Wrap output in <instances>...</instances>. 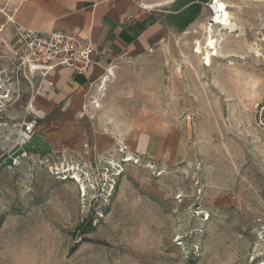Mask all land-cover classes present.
<instances>
[{"label": "rangeland", "instance_id": "obj_1", "mask_svg": "<svg viewBox=\"0 0 264 264\" xmlns=\"http://www.w3.org/2000/svg\"><path fill=\"white\" fill-rule=\"evenodd\" d=\"M225 1L240 29L218 32L210 65L193 51L210 12L194 3L175 23L194 25L108 72L32 150L36 133L15 142L36 78L9 76L10 32L0 264H264V0Z\"/></svg>", "mask_w": 264, "mask_h": 264}, {"label": "crops", "instance_id": "obj_2", "mask_svg": "<svg viewBox=\"0 0 264 264\" xmlns=\"http://www.w3.org/2000/svg\"><path fill=\"white\" fill-rule=\"evenodd\" d=\"M3 0H0L2 3ZM197 0H27L10 4L15 18L24 26L47 33L62 31L92 43L93 66L88 74L67 66H56L36 78L30 104L35 118L34 133L39 139L61 115L80 113L87 95L108 72L126 60L144 57L158 49L169 32L194 25L175 24L178 15ZM0 16V21H1ZM186 27V28H185ZM11 27L0 30V49L10 44ZM104 76V77H103ZM23 117V118H24Z\"/></svg>", "mask_w": 264, "mask_h": 264}, {"label": "built area", "instance_id": "obj_3", "mask_svg": "<svg viewBox=\"0 0 264 264\" xmlns=\"http://www.w3.org/2000/svg\"><path fill=\"white\" fill-rule=\"evenodd\" d=\"M26 1L3 0L0 3V16L2 18L0 30H5L10 26L13 33L14 50L7 59L10 67L8 69L10 71L9 76L13 73H20L25 80L32 84L33 78L44 77L56 66H67L77 73L88 74L94 64L92 43L62 31L51 30L47 33H40L38 30L24 26L15 18L14 12L10 9V4L20 5ZM217 1L220 0H197L210 12V19L206 25H211L214 22L211 15H215L214 5ZM196 46H198L197 42L193 48L194 52ZM258 51L264 63V46L260 47ZM1 76L0 71V79ZM5 96L8 95L4 94L1 97L6 98ZM31 100L32 95L28 101L26 115L31 114ZM254 123L264 135V101L258 103L254 109ZM36 124L35 118L28 120L24 117L19 124L15 145L21 147L28 143L34 134Z\"/></svg>", "mask_w": 264, "mask_h": 264}, {"label": "bare ground", "instance_id": "obj_4", "mask_svg": "<svg viewBox=\"0 0 264 264\" xmlns=\"http://www.w3.org/2000/svg\"><path fill=\"white\" fill-rule=\"evenodd\" d=\"M231 7H233V5H229L225 0L217 1V3H215L214 5L215 15L214 14L211 15L214 21L213 24L203 26V30L205 33L204 40L202 42L203 46L198 44V46H196L195 52L198 54H202L203 62H205L206 65L211 64L212 54L218 52V45H217L218 32L227 31L231 33V32H236L240 29L238 23L235 21V18L230 10ZM255 53L259 56L258 50H256ZM104 81L105 80L102 78L100 82H104Z\"/></svg>", "mask_w": 264, "mask_h": 264}, {"label": "trees", "instance_id": "obj_5", "mask_svg": "<svg viewBox=\"0 0 264 264\" xmlns=\"http://www.w3.org/2000/svg\"><path fill=\"white\" fill-rule=\"evenodd\" d=\"M39 138L37 136H34L32 141L30 143H28L27 145H25V149H37L38 148V144H39ZM44 147H47V145L44 144ZM22 148V147H21Z\"/></svg>", "mask_w": 264, "mask_h": 264}]
</instances>
